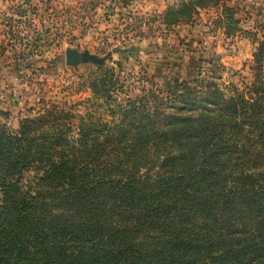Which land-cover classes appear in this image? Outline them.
Returning a JSON list of instances; mask_svg holds the SVG:
<instances>
[{"label":"trees","instance_id":"trees-1","mask_svg":"<svg viewBox=\"0 0 264 264\" xmlns=\"http://www.w3.org/2000/svg\"><path fill=\"white\" fill-rule=\"evenodd\" d=\"M220 2L187 0L164 22ZM222 7L231 36L239 20ZM253 56L247 92L202 80L124 103L99 65L91 88L110 119L92 115L74 136L54 109L4 125L0 264H264V39Z\"/></svg>","mask_w":264,"mask_h":264},{"label":"rangeland","instance_id":"rangeland-1","mask_svg":"<svg viewBox=\"0 0 264 264\" xmlns=\"http://www.w3.org/2000/svg\"><path fill=\"white\" fill-rule=\"evenodd\" d=\"M186 1L0 0V131L5 125L17 132L23 120L52 109L73 127L72 136L92 115L110 119L106 99L91 88L103 76L99 65L115 71L114 95L124 103L152 91L174 98L202 80L216 81L228 94L247 92L253 54L264 39V0L194 5L188 24L165 23L166 12ZM224 4L239 20L231 36L219 21ZM69 51L105 60L72 63ZM36 172L28 169L24 182L33 184Z\"/></svg>","mask_w":264,"mask_h":264},{"label":"water","instance_id":"water-1","mask_svg":"<svg viewBox=\"0 0 264 264\" xmlns=\"http://www.w3.org/2000/svg\"><path fill=\"white\" fill-rule=\"evenodd\" d=\"M124 49L122 48H115L114 51H122ZM66 59L69 62L72 63H79L81 61L83 62H94V63H103L104 62V58H98L96 55L90 54L88 52L85 53H77L74 51H69L66 53Z\"/></svg>","mask_w":264,"mask_h":264}]
</instances>
